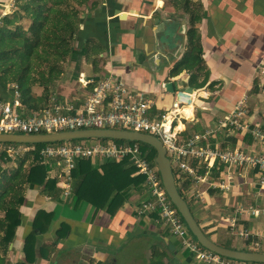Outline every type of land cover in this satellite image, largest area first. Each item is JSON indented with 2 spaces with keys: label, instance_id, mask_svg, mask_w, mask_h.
<instances>
[{
  "label": "crops",
  "instance_id": "obj_1",
  "mask_svg": "<svg viewBox=\"0 0 264 264\" xmlns=\"http://www.w3.org/2000/svg\"><path fill=\"white\" fill-rule=\"evenodd\" d=\"M173 1L99 0L95 8L85 9L72 43L75 52L63 63L61 77L52 90L37 86L34 92L38 96L48 94V104L55 100L77 110L94 83L113 74L130 89L143 93L150 101L148 116L159 119L173 109L175 91L185 89L193 101L180 107L181 111L178 109L171 125L180 141L201 135L200 145L258 153L262 142L251 129L264 131V0H190L191 8L200 17L195 27L200 34L203 60L193 82L187 70L171 73L187 49V31L191 27L189 14L176 9ZM13 7L14 0H0V22ZM11 85L0 84V99L14 98ZM18 99L20 103L23 100L20 95ZM240 100L247 109L243 129L224 123ZM22 108L21 103L19 109L25 110ZM96 162L100 166L104 161ZM199 162L189 160L199 173L208 174L206 181L194 183L186 178L176 183L184 188V197L202 230L214 242L232 249L264 251V213L250 210L264 207V189L257 184L256 169L233 167L232 186L225 192L209 183L226 176V166L218 160L208 165ZM123 196L121 205L109 213L95 210L87 202L75 205L74 198L62 190L58 198H51L42 194L38 186L29 188L20 207L22 222L10 243V260L23 257V240L32 228L34 214L45 209L53 211L54 216L46 230L36 236L34 264H115L124 248L125 260L127 257L133 264L140 260H135L133 250L147 259L153 248L165 252L163 260L168 264H206L170 233L156 213H138V205L147 197L143 180L126 188ZM62 223L68 227L65 235L57 231ZM240 231L250 233V237H240ZM253 240L259 241L260 247H255ZM42 244L51 248L46 260L38 252Z\"/></svg>",
  "mask_w": 264,
  "mask_h": 264
},
{
  "label": "trees",
  "instance_id": "obj_2",
  "mask_svg": "<svg viewBox=\"0 0 264 264\" xmlns=\"http://www.w3.org/2000/svg\"><path fill=\"white\" fill-rule=\"evenodd\" d=\"M98 4L99 0H14L13 10L4 15L0 22V84L17 85L23 99L22 109L29 112L47 106L48 94L38 96L34 88L39 86L43 90H52L64 71L63 63L75 52L72 43L83 11L93 9ZM191 5L190 0L173 1L176 9L189 14L191 27L187 31V49L174 63L171 73L175 75L187 70L193 82L203 60L200 34L195 27L200 17ZM203 83L204 80L199 84ZM138 143L147 159L153 162L155 149L148 144ZM25 145L34 148L14 157L4 154L0 159V264H34L36 236L46 230L54 216L53 211L45 209L35 212L32 228L23 240V257L12 262L9 245L15 240L16 230L22 222L20 207L25 201L26 191L38 186L42 194L51 198H58L61 194L60 187L56 185L57 178L48 177L45 165L40 163L38 148L43 143ZM9 163L12 165L7 168ZM71 176V196L75 205L87 202L95 210L105 209L109 213H114L121 205L126 188L136 186L143 180L134 166L127 165L126 159L120 162L104 160L98 166L94 157L77 161ZM178 189L184 196V188L178 185ZM67 230L64 223L57 229L63 235ZM38 252L46 260L51 248L42 244ZM164 256V251L153 248L145 263L168 264L163 260Z\"/></svg>",
  "mask_w": 264,
  "mask_h": 264
},
{
  "label": "built area",
  "instance_id": "obj_3",
  "mask_svg": "<svg viewBox=\"0 0 264 264\" xmlns=\"http://www.w3.org/2000/svg\"><path fill=\"white\" fill-rule=\"evenodd\" d=\"M11 86L14 98L5 101L0 99V133L35 135L102 128L140 131L161 140L177 181L190 178L194 183H198L209 178L206 172L199 173L197 168L189 163L191 158L207 165L210 161L218 160L226 166V176L210 181V187L229 191L232 186L231 169L251 166L256 169L257 184L264 189V131L259 128L251 129L254 137L262 142L261 150L254 154L246 153L237 147L221 149L200 145L198 142L201 135H194L185 141L177 138L171 126L172 118L178 114L180 107L193 101L192 94L185 89L175 91L173 109L163 113L159 119H152L148 116L150 101L143 93L130 89L120 77L113 74L97 80L89 96L77 110L71 104H62L55 100L39 110L29 112L20 110L21 103L18 99L20 93L16 84ZM246 112L244 102L240 100L225 117L224 123L243 129L246 124L242 119ZM207 134L209 132H206ZM20 144L22 143H0V159L4 154L14 157L34 148ZM38 155L40 163L46 167L47 176L57 178L56 185L66 196L72 194L71 173L80 159L94 157L99 161L115 162L126 159L127 165L134 166L136 173L143 176V185L147 191V197L138 205V213H156L170 233L179 238L181 244L195 258L206 264H261L223 257L201 246L171 203L156 163L147 159L137 141L130 143L117 142L111 138H81L48 142L38 148ZM250 210L255 214L264 213V207L260 210L250 207ZM238 234L244 239L250 237V233L246 231H240ZM252 243L255 247L261 245L259 241L253 240Z\"/></svg>",
  "mask_w": 264,
  "mask_h": 264
},
{
  "label": "water",
  "instance_id": "obj_4",
  "mask_svg": "<svg viewBox=\"0 0 264 264\" xmlns=\"http://www.w3.org/2000/svg\"><path fill=\"white\" fill-rule=\"evenodd\" d=\"M81 138H111L117 140L137 141L152 146L156 151L154 162L157 165L164 189L171 203L183 218L190 233L200 245L223 257L264 264V251H247L227 248L217 244L207 236L193 216L185 197L182 196L178 189L164 145L158 137L152 134L119 128L81 129L35 135L0 133V143L35 144ZM9 247H11V244Z\"/></svg>",
  "mask_w": 264,
  "mask_h": 264
},
{
  "label": "rangeland",
  "instance_id": "obj_5",
  "mask_svg": "<svg viewBox=\"0 0 264 264\" xmlns=\"http://www.w3.org/2000/svg\"><path fill=\"white\" fill-rule=\"evenodd\" d=\"M92 141L94 142L95 140L94 139H92ZM26 143H22V144H20V145H25ZM10 165H12V163L10 164L9 163V165L7 166V168L8 167H10ZM148 242H150V241H148ZM144 243H142L141 245H143ZM125 249H127V248H124V249H122L119 253H118V255L116 256V258H117V263H115V264H133L132 262H130L129 260H127V257H126V260H125V256H123V254H124V251H125ZM148 251L149 250H147L145 253L146 254H148L149 255V253H148ZM133 256L135 257V260H139L138 262V264H146L145 263V261L147 260L146 259V256H144L142 253H138V251H136V250H133ZM143 260V261H142ZM62 261H63V259H62ZM54 264V263H53ZM55 264H57V263H55ZM58 264H68V263H64V262H59ZM69 264H87V263H84V262H77V263H69ZM88 264H92V263H88ZM95 264V263H94ZM100 264H114V263H105V262H103V263H100Z\"/></svg>",
  "mask_w": 264,
  "mask_h": 264
},
{
  "label": "bare ground",
  "instance_id": "obj_6",
  "mask_svg": "<svg viewBox=\"0 0 264 264\" xmlns=\"http://www.w3.org/2000/svg\"><path fill=\"white\" fill-rule=\"evenodd\" d=\"M185 108H188V109H190L189 107H185ZM185 108L183 109V111L185 110ZM179 110H180V108H179ZM181 111V110H180Z\"/></svg>",
  "mask_w": 264,
  "mask_h": 264
}]
</instances>
